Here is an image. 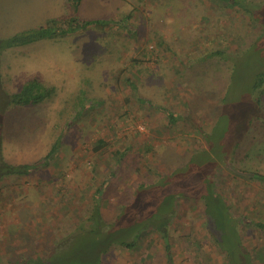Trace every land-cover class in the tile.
<instances>
[{"label":"rangeland","instance_id":"374dc122","mask_svg":"<svg viewBox=\"0 0 264 264\" xmlns=\"http://www.w3.org/2000/svg\"><path fill=\"white\" fill-rule=\"evenodd\" d=\"M247 1L253 19L212 0H81L76 12L65 0H0L1 157L33 163L57 143L46 166L0 180V264L45 256L57 233L88 217L98 187L100 215L112 225L120 206L147 194L142 186L157 188L160 177L179 173L204 149L201 163L209 166L217 147L215 191L245 255L237 264H264V182L249 177L264 175V85L261 95L252 89L264 73V0ZM71 13L105 26L20 42L23 32ZM34 79L54 87V97L8 105L7 94ZM168 111L180 117L173 124ZM222 113L219 128L230 137L251 120L238 133L232 164L222 161L226 143L205 138ZM186 114L193 125L181 119ZM99 140L105 145L95 150ZM174 208L168 254L161 233L148 229L135 249L114 245L99 263L229 264L206 230L203 200L179 198Z\"/></svg>","mask_w":264,"mask_h":264},{"label":"trees","instance_id":"16d2710c","mask_svg":"<svg viewBox=\"0 0 264 264\" xmlns=\"http://www.w3.org/2000/svg\"><path fill=\"white\" fill-rule=\"evenodd\" d=\"M81 0H66V3L75 6V12L79 7L78 4ZM214 2H222L227 7L241 10L248 14L249 18L253 19L255 11L252 10L254 4L249 3L247 0H212ZM89 26H105L103 21L90 20L86 18L83 20L80 17H75L72 13L69 16L61 15L58 18L49 19L40 27L28 30L21 34V43H31L37 40H53L60 39L66 36H72L77 31H85ZM264 46V33L260 34L259 40ZM223 51H215L212 55L221 56ZM264 85V73L260 72L254 76L252 89L257 91L259 95L263 94L261 87ZM263 91V92H262ZM8 92H6L7 94ZM55 88L47 87L40 81L34 79L25 83L22 88L9 96V104L14 106H27L35 105L54 97ZM259 97V96H258ZM224 98L219 103L222 105ZM220 111L222 109L220 108ZM4 113V112H3ZM221 113V112H220ZM168 121L173 124L179 119L177 115L172 112H166ZM189 115V114H188ZM188 115H183L181 119L193 125L194 121L188 118ZM222 114H218L210 134H206V142L208 139H214L223 144L226 143L227 147L222 151L225 153V158L222 161L225 164H232L229 154L233 155L239 145L238 140L240 137L238 133L250 128V121L246 120L239 126L237 131L231 135V130H227V135H223L219 125L222 123ZM264 125V118L262 119ZM235 124H233L234 126ZM262 125V126H263ZM230 126V125H229ZM229 126L227 128H229ZM220 131V132H219ZM223 131V130H222ZM260 131V130H259ZM219 132V133H218ZM264 132V126L263 130ZM208 137V139H207ZM239 137V138H238ZM1 141V137H0ZM57 143H55L48 154L33 163L23 164H8L6 163L0 153V180L5 176H27L42 167L46 166L48 158L55 152ZM104 142L100 141L95 146V150L104 146ZM207 149V148H206ZM216 150L210 152L211 158L214 160L209 166L205 167L207 163H201L205 160V149L197 153L194 152L192 158L182 171L179 173L170 174L159 178L157 188L146 187L142 188L148 190L147 194H141L134 197L133 201L129 204L120 206L119 214L116 221L110 225L100 215V200L103 194V188L98 187L94 193L95 198L92 210L87 218L83 220L75 228H71L68 232L61 234L57 233V237L51 242L50 249L45 256L28 258H11L8 260L11 264H100L103 254L114 245H119L127 249H135L140 233L143 230L152 229L159 231L162 239L165 241V248L168 254L169 244L167 243V229L175 211L174 202L183 198L186 200L202 199L205 206L206 222L205 227L213 240L224 248L227 252L228 263L237 264L238 260L245 255L237 250L236 231L232 224V219L227 212V205L222 200L221 196L215 191L214 185V171L217 169L220 154ZM230 152V153H229ZM223 153V154H224ZM197 159L199 163H195ZM251 178L264 182V175L259 173H250ZM152 188V189H150ZM150 189V190H149ZM147 195V196H146ZM166 213L167 217L162 215ZM163 217L164 220H163ZM245 219L239 221L243 222ZM157 221L158 224L154 225ZM264 226V224H258ZM164 228V229H162ZM162 229V230H161ZM235 247V248H234ZM44 257V258H43ZM239 258V259H238ZM170 260V259H168ZM170 262V261H168Z\"/></svg>","mask_w":264,"mask_h":264},{"label":"crops","instance_id":"0c3cea01","mask_svg":"<svg viewBox=\"0 0 264 264\" xmlns=\"http://www.w3.org/2000/svg\"><path fill=\"white\" fill-rule=\"evenodd\" d=\"M66 1V0H65ZM62 15V14H61ZM61 15H57V16H54V17H52V18H49V19H54V18H58V17H60ZM49 19H47V20H49ZM47 20H45L43 23H45ZM42 23V24H43Z\"/></svg>","mask_w":264,"mask_h":264}]
</instances>
